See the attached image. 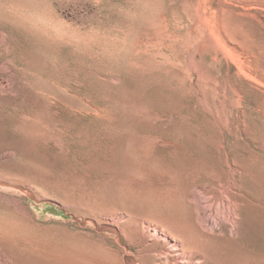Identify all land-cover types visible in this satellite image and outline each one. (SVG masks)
<instances>
[{
	"label": "rangeland",
	"instance_id": "obj_1",
	"mask_svg": "<svg viewBox=\"0 0 264 264\" xmlns=\"http://www.w3.org/2000/svg\"><path fill=\"white\" fill-rule=\"evenodd\" d=\"M1 1L0 178L28 193L0 191V264H118L80 220L121 208L191 242L196 199L223 196L213 264H264V0Z\"/></svg>",
	"mask_w": 264,
	"mask_h": 264
},
{
	"label": "bare ground",
	"instance_id": "obj_2",
	"mask_svg": "<svg viewBox=\"0 0 264 264\" xmlns=\"http://www.w3.org/2000/svg\"><path fill=\"white\" fill-rule=\"evenodd\" d=\"M8 10H11L12 15L16 17L18 8L5 6L0 0V13H6ZM199 152L204 158L211 159L209 153L205 152L204 149H200ZM228 165L232 175L230 186L237 192V180L240 176L241 166L236 159H232ZM206 185L200 186L205 188ZM1 190L12 193H28L23 184L8 178H0ZM109 193H113L112 190ZM196 200H198L199 225L195 230L191 226V237L194 238L191 242L186 240V234L183 230L176 229L161 218L151 216H142L141 222H139L140 227L129 233L127 228L122 226L120 219H125L132 213L123 208L117 209L113 212L112 218L104 219L105 221L102 222L94 216L84 217L80 221L85 228H93L99 234L109 236L115 241L121 252V255L118 256V264H213L210 257V247L220 240H230L236 235L239 217L237 201L227 196L213 200L211 203H207L204 197H198ZM165 206L175 214H185L187 211V205L182 200L166 202ZM134 247L138 250H133Z\"/></svg>",
	"mask_w": 264,
	"mask_h": 264
}]
</instances>
